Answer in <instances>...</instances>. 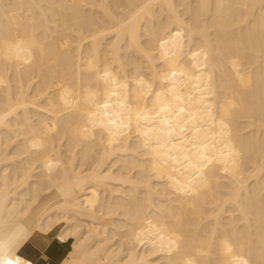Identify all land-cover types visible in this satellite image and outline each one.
Segmentation results:
<instances>
[{
  "label": "bare ground",
  "instance_id": "obj_1",
  "mask_svg": "<svg viewBox=\"0 0 264 264\" xmlns=\"http://www.w3.org/2000/svg\"><path fill=\"white\" fill-rule=\"evenodd\" d=\"M52 234L264 264V0H0V264Z\"/></svg>",
  "mask_w": 264,
  "mask_h": 264
},
{
  "label": "crops",
  "instance_id": "obj_2",
  "mask_svg": "<svg viewBox=\"0 0 264 264\" xmlns=\"http://www.w3.org/2000/svg\"><path fill=\"white\" fill-rule=\"evenodd\" d=\"M70 245L71 239L63 241L55 235L47 236L45 242L38 241L37 239L30 240V242L28 243V247L33 253L34 261L37 264L42 260L50 261L54 264L57 263L66 255V252L70 248Z\"/></svg>",
  "mask_w": 264,
  "mask_h": 264
},
{
  "label": "rangeland",
  "instance_id": "obj_3",
  "mask_svg": "<svg viewBox=\"0 0 264 264\" xmlns=\"http://www.w3.org/2000/svg\"><path fill=\"white\" fill-rule=\"evenodd\" d=\"M52 235H55V234H52ZM56 236V235H55Z\"/></svg>",
  "mask_w": 264,
  "mask_h": 264
}]
</instances>
